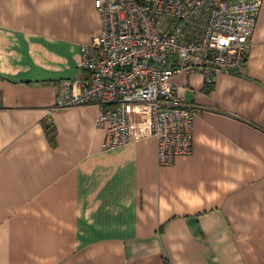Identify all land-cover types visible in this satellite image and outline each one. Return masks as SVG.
I'll return each mask as SVG.
<instances>
[{"label": "crops", "instance_id": "1", "mask_svg": "<svg viewBox=\"0 0 264 264\" xmlns=\"http://www.w3.org/2000/svg\"><path fill=\"white\" fill-rule=\"evenodd\" d=\"M100 31L94 0H0V264H264V0L242 66L172 77L195 120L168 167L146 107L113 149L97 105L57 108Z\"/></svg>", "mask_w": 264, "mask_h": 264}, {"label": "built area", "instance_id": "2", "mask_svg": "<svg viewBox=\"0 0 264 264\" xmlns=\"http://www.w3.org/2000/svg\"><path fill=\"white\" fill-rule=\"evenodd\" d=\"M262 0H94L101 31L82 47L83 76L61 82L57 108L94 104L103 149L131 141V111L147 108L159 166L193 151L195 114L171 83L200 73L212 84L242 66Z\"/></svg>", "mask_w": 264, "mask_h": 264}, {"label": "trees", "instance_id": "3", "mask_svg": "<svg viewBox=\"0 0 264 264\" xmlns=\"http://www.w3.org/2000/svg\"><path fill=\"white\" fill-rule=\"evenodd\" d=\"M47 131H48V133H49V135L51 134V131H52V129L50 128V127H47Z\"/></svg>", "mask_w": 264, "mask_h": 264}]
</instances>
